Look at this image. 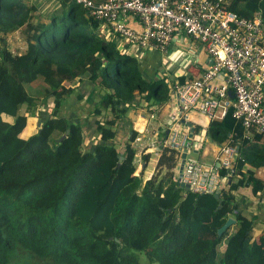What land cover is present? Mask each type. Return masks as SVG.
I'll return each instance as SVG.
<instances>
[{"label": "trees", "instance_id": "1", "mask_svg": "<svg viewBox=\"0 0 264 264\" xmlns=\"http://www.w3.org/2000/svg\"><path fill=\"white\" fill-rule=\"evenodd\" d=\"M227 6L247 18L260 10L264 30V0ZM101 26L75 0L44 11L31 0H0V264H264V233L254 235L236 197L244 184L257 192L264 181L253 171L235 179L246 162L264 166L263 136L247 131L233 106L210 120V136L238 149L234 171L220 168L219 198L174 181L180 154L169 145L144 181L137 131L131 124L116 144L119 120L135 98L162 105L171 90L164 78L145 77L138 58ZM14 32L24 40L17 53L9 46ZM74 78L99 92L89 113L96 142L63 112L74 91L64 81ZM37 113L41 122L26 136Z\"/></svg>", "mask_w": 264, "mask_h": 264}, {"label": "built area", "instance_id": "2", "mask_svg": "<svg viewBox=\"0 0 264 264\" xmlns=\"http://www.w3.org/2000/svg\"><path fill=\"white\" fill-rule=\"evenodd\" d=\"M87 15L109 26L127 44L137 48L166 51L173 36L183 31L199 41L212 63L199 77L171 84L176 108L174 124L159 140L158 147L169 145L179 151L174 181L188 184L196 193H215L226 182L220 168L233 172L238 158L235 145L221 146L219 165L189 156L195 144L189 138V113L197 110L210 120L222 119L233 106V116L247 131L255 130L264 138V30L260 10L242 17L228 8L229 0H75ZM132 14L142 24L136 30L128 24ZM221 77V81L216 79ZM235 94V99L231 97ZM136 137L133 144L142 141ZM187 156L180 170L182 152ZM264 179V167L255 170ZM262 233H264V228Z\"/></svg>", "mask_w": 264, "mask_h": 264}, {"label": "crops", "instance_id": "3", "mask_svg": "<svg viewBox=\"0 0 264 264\" xmlns=\"http://www.w3.org/2000/svg\"><path fill=\"white\" fill-rule=\"evenodd\" d=\"M31 1L37 3L40 9L44 11L49 10L50 6L53 7L54 5L55 7L58 0ZM128 24L136 30L142 29L141 22L132 14L128 17ZM189 37L190 36L183 31L176 32L166 51L152 48H137L127 44L125 41L118 38V36L115 37L122 48L127 49L138 58L141 65V71L145 77L164 78L169 84L171 90L170 100L162 105H146L139 97L135 98L129 107L128 114L119 120L120 126L117 139L115 140L116 144L120 143L122 139H125L129 135L131 124L137 131L136 137L142 136L143 138L142 141L135 143V147L138 149L135 163L138 165L137 173L142 174L144 181L149 179L155 173L156 161L160 151H156L159 140L163 139V137L169 133L170 128L174 124L172 114L174 113L176 104L171 84L178 82L175 80L180 76L185 77V80L201 76L212 63L204 46L199 41L193 40ZM180 54H183L184 56L181 57ZM221 79V77H218L216 81L220 82ZM64 85L67 87H73L74 91L64 104L63 112L73 120L74 123H85L86 129L89 128V130H91L93 119L89 117V113L96 104V98L99 94L96 90L95 83L86 79L81 80L79 78H74L65 80ZM189 117V121L192 123L193 128V132H191V127L189 126V134H191V140L195 144L192 150L201 153L203 158H210L209 160L212 162L206 163L218 165L217 155L221 146L225 144H233L231 143L232 141L227 139L220 143L212 138L208 131L210 119L199 111L191 110ZM40 122L41 118L39 113L35 116L30 115L29 124L25 131L26 136L31 134ZM229 135L231 134L229 133ZM97 140L98 138L96 139L95 135L92 136L90 134L87 141L88 143H92ZM144 153H149L150 155L147 162L143 160ZM152 153H156L157 157L154 164L151 166V170H148V166L152 159ZM198 158L202 160L200 157ZM257 168L259 167H254L252 164L246 162L237 173V176H235V179L242 178L247 175V172L249 171L255 173ZM261 179L264 181L263 178ZM236 197L240 208L246 210L254 221V235L258 236L262 233L264 228V188L255 192L253 184L247 183L237 189Z\"/></svg>", "mask_w": 264, "mask_h": 264}, {"label": "rangeland", "instance_id": "4", "mask_svg": "<svg viewBox=\"0 0 264 264\" xmlns=\"http://www.w3.org/2000/svg\"><path fill=\"white\" fill-rule=\"evenodd\" d=\"M51 4H52V2H51ZM53 7H54V5H53ZM49 8H52V6H50ZM101 30H105L104 32H110L109 31L110 30L109 26H107L105 24H103V26H101ZM8 38H9V46H10L11 50L14 53H17V52H19V51H21L23 49V46H24V43L23 42H24V40H23L22 33L14 32V33L10 34L8 36ZM180 56L183 57L184 55L183 54H180ZM23 108H25V106H23ZM84 125H86V124L84 123ZM92 129L93 128H91V130H89V128L88 129L85 128L86 133L87 134H91L93 136L94 135V131ZM97 138H98V136L96 135V139ZM86 142H88V141H86ZM118 145H119V143H118ZM201 155H202L201 153L194 152V150L190 151V153H189V156H191V157H196V158L200 157L204 162H212L211 160H209L210 158L209 159L203 158ZM156 157H157L156 156V153H152V159H151V162H150V164L148 166V170H151V166H152V164H154V161H155ZM162 174H164V172Z\"/></svg>", "mask_w": 264, "mask_h": 264}, {"label": "water", "instance_id": "5", "mask_svg": "<svg viewBox=\"0 0 264 264\" xmlns=\"http://www.w3.org/2000/svg\"><path fill=\"white\" fill-rule=\"evenodd\" d=\"M231 97L233 98V99H235V94L233 93V92H231ZM187 124L191 127V132H193V128H192V123L191 122H187ZM70 132V130H67V133H69ZM190 136H189V138H190V140H191V134H189ZM66 137V134L65 135H63L62 137H61V140L63 139V138H65ZM160 150V147H158L157 149H156V151H159ZM187 151H188V149L187 148H184V150H183V152H182V159H181V163H180V170L182 169V165H183V163H184V160H185V158H186V156H187ZM120 159H122V156L120 157ZM219 165V164H218ZM229 182H231V179L229 180ZM182 186L183 187H185L186 189H189V185L188 184H182ZM220 194H221V190H218V191H216L215 193H214V196L216 197V198H219L220 197ZM221 206V200H220V203H219V205H218V207H220ZM235 222V219L233 218V217H229L228 219H227V221L218 229V234L219 235H221L230 225H232L233 223Z\"/></svg>", "mask_w": 264, "mask_h": 264}]
</instances>
